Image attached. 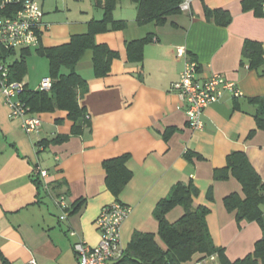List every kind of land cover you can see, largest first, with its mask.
Wrapping results in <instances>:
<instances>
[{
  "label": "crops",
  "instance_id": "crops-1",
  "mask_svg": "<svg viewBox=\"0 0 264 264\" xmlns=\"http://www.w3.org/2000/svg\"><path fill=\"white\" fill-rule=\"evenodd\" d=\"M98 1L102 0H40L44 17L39 45L15 49L1 59L11 68L24 55L27 69L21 80L29 89H38L43 79L50 78V68L37 49L87 33L92 20L103 18ZM246 3L247 8L245 0H191L189 10L167 16L164 24H140L136 3L120 0L113 17L125 21V27L95 34L97 43L119 53L108 74L97 75L92 49L76 65L87 81L79 102L90 120L80 134H71L73 122L61 108L30 112L41 118L42 126L26 133L22 119L10 116L0 92V264H28L31 259L38 264H78L74 245L79 240L92 246L101 241L96 220L117 199L131 207L120 225L121 247L128 246L135 231H142L155 233L159 246L166 249L154 209L178 182H192L199 189L193 206L210 208L206 219L213 242L230 260L253 251L263 234L261 225L253 220L239 224L236 212L224 205L228 194L244 197L241 182L231 172L224 180L215 179V171L226 167L228 155L239 150L247 154L264 183V128L257 125L259 105L252 101L264 97V74L243 62L242 54L248 39L261 42L264 49V15ZM206 8L226 10L232 20L217 24L208 19ZM148 36L142 60H131L128 43ZM178 47L199 63L202 78L220 73L243 91L240 97L224 91L209 105L202 130L189 126L178 94L170 89L185 61L177 55ZM61 70L69 72L67 67ZM61 135L69 137L52 142ZM41 141L48 144L40 147ZM124 154L129 155L126 166L132 177L116 196L107 187L103 162ZM37 166L48 172L46 179L35 172ZM61 194L69 205L66 219H61L64 210L55 202ZM80 199L85 204L74 211ZM184 213L178 205L166 218L173 223Z\"/></svg>",
  "mask_w": 264,
  "mask_h": 264
},
{
  "label": "trees",
  "instance_id": "trees-1",
  "mask_svg": "<svg viewBox=\"0 0 264 264\" xmlns=\"http://www.w3.org/2000/svg\"><path fill=\"white\" fill-rule=\"evenodd\" d=\"M120 0L98 1L103 6L104 15L100 20H92L89 30L84 34H75L71 41L53 47H40L38 54L49 60L50 89H29L25 84V91L21 98L30 108V112H51L56 109L66 110L72 120L71 134H80L85 126L90 125L86 108L81 106L79 99L87 90V81L76 71V65L87 49L93 50V62L97 75L104 76L111 69V63L119 53L106 44L95 41V34L100 31L120 29L126 22L115 20L113 12ZM137 5V21L144 24L155 21L164 24L167 16L180 13L181 3L184 0H133ZM256 6L264 15V0H245ZM208 19H213L217 24L228 25L232 17L223 9L206 8ZM110 25V26H109ZM151 37H145L130 41L127 52L131 60H142L143 46ZM14 50H7L0 45V58L7 56ZM243 62L245 60L251 68L264 74V49L259 41L248 39L243 46ZM67 67L68 73L61 69ZM12 78L21 80L26 73V61L24 55L11 65ZM253 102L259 105L255 117L259 128H264V97H255ZM69 135H61L52 142L66 140ZM48 143L41 141L40 147ZM189 155V154H188ZM129 155L105 159L103 162L106 183L109 190L116 196L124 189L132 177V172L126 166ZM231 172L243 186L244 197L236 192L224 197L225 208L236 212L239 224L243 221H257L262 229V237L255 243L253 251L242 258L230 260L225 249L217 247L207 225V215L210 208L206 205L193 206V199L198 196L199 189L192 183H176L167 196L162 198L154 209V216L159 223L158 235L166 245V249L159 246L156 234L151 232L135 231L128 246L124 249L121 264H183L194 260L196 255L218 254L220 264H264V217L262 204L264 203V183L260 175L252 167L247 154L244 151H233L228 155L227 165L215 171V179H226ZM209 199L213 200L212 191ZM118 200V199H117ZM85 204V199H80L74 204V211H79ZM184 207L185 213L175 222L167 220L166 215L175 206Z\"/></svg>",
  "mask_w": 264,
  "mask_h": 264
},
{
  "label": "built area",
  "instance_id": "built-area-1",
  "mask_svg": "<svg viewBox=\"0 0 264 264\" xmlns=\"http://www.w3.org/2000/svg\"><path fill=\"white\" fill-rule=\"evenodd\" d=\"M191 0H184L180 8L182 11L190 9ZM264 10V1H263ZM44 11L40 0H0V45L5 49L35 47L39 45L42 34ZM177 55L185 58L183 69L179 78L171 83L170 89L175 91L180 98L179 108H183L189 126L195 130H202L205 126L203 114L205 109L218 101L224 91H229L233 97H240L243 91L236 82L226 79L220 73H214L210 77L200 76L199 63L186 57L185 49L178 47ZM50 78L43 79L39 89H50ZM25 83L22 80L11 77V68L7 62L0 58V92L5 104L9 108V114L13 118L22 119V128L26 133L38 131L42 126L39 116L30 115V108L22 100L25 91ZM38 176L46 179L48 172L37 166ZM44 188L50 190L48 182H43ZM64 210L61 219L68 217L69 208L65 194L57 196L55 201ZM131 207L116 200L102 209L96 220L100 229L101 241L92 246L79 240L74 245L78 264H121L124 249L120 244L121 226L129 216ZM75 235V231H71ZM218 254L203 255L187 264H215ZM28 264H38L31 259Z\"/></svg>",
  "mask_w": 264,
  "mask_h": 264
},
{
  "label": "rangeland",
  "instance_id": "rangeland-1",
  "mask_svg": "<svg viewBox=\"0 0 264 264\" xmlns=\"http://www.w3.org/2000/svg\"><path fill=\"white\" fill-rule=\"evenodd\" d=\"M71 1H74L75 3H80V1H83V0H71ZM13 59H15V57L10 58V60H13Z\"/></svg>",
  "mask_w": 264,
  "mask_h": 264
}]
</instances>
